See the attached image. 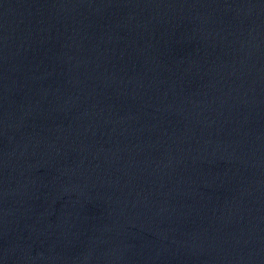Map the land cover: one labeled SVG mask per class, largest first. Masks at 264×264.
<instances>
[{
    "label": "water",
    "instance_id": "95a60500",
    "mask_svg": "<svg viewBox=\"0 0 264 264\" xmlns=\"http://www.w3.org/2000/svg\"><path fill=\"white\" fill-rule=\"evenodd\" d=\"M0 264H264V0H0Z\"/></svg>",
    "mask_w": 264,
    "mask_h": 264
}]
</instances>
